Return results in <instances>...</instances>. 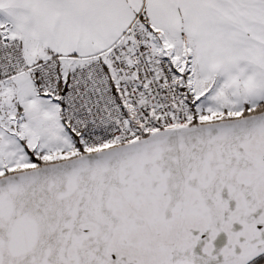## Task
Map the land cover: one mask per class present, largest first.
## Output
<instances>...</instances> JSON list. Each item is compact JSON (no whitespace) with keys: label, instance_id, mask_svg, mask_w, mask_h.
<instances>
[{"label":"snow or ice","instance_id":"obj_1","mask_svg":"<svg viewBox=\"0 0 264 264\" xmlns=\"http://www.w3.org/2000/svg\"><path fill=\"white\" fill-rule=\"evenodd\" d=\"M0 264H264V0H0Z\"/></svg>","mask_w":264,"mask_h":264}]
</instances>
